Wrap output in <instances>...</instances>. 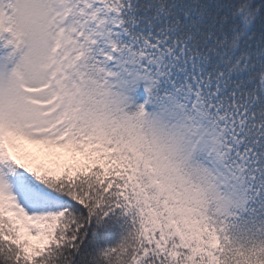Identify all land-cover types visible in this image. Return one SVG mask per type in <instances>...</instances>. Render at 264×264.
Returning a JSON list of instances; mask_svg holds the SVG:
<instances>
[{"label": "snow or ice", "instance_id": "1", "mask_svg": "<svg viewBox=\"0 0 264 264\" xmlns=\"http://www.w3.org/2000/svg\"><path fill=\"white\" fill-rule=\"evenodd\" d=\"M245 130L264 0H0V264H264L187 171Z\"/></svg>", "mask_w": 264, "mask_h": 264}, {"label": "trees", "instance_id": "2", "mask_svg": "<svg viewBox=\"0 0 264 264\" xmlns=\"http://www.w3.org/2000/svg\"><path fill=\"white\" fill-rule=\"evenodd\" d=\"M223 157L228 175L234 182H242L248 201L240 209L232 204L225 215L217 214L210 203L213 226L222 238L227 237L230 246L250 248L264 244V131L240 132ZM201 169L205 172L199 180L204 183L212 173L204 164ZM189 174L191 179H198Z\"/></svg>", "mask_w": 264, "mask_h": 264}, {"label": "rangeland", "instance_id": "3", "mask_svg": "<svg viewBox=\"0 0 264 264\" xmlns=\"http://www.w3.org/2000/svg\"><path fill=\"white\" fill-rule=\"evenodd\" d=\"M205 154L209 157L205 158ZM223 156H225V152L220 150L218 144L211 142L205 143L194 153L187 169L189 173L198 178L191 179L193 184L213 191L214 196L210 203L211 207L216 209L219 215H225L232 204L237 205L240 209L246 203L243 184L240 181L237 183L234 182L228 175ZM207 163H210V165H207ZM202 164L212 173V176L209 175L207 182L204 183H201L199 180V177L205 172L201 169ZM210 212L213 211L211 210Z\"/></svg>", "mask_w": 264, "mask_h": 264}]
</instances>
